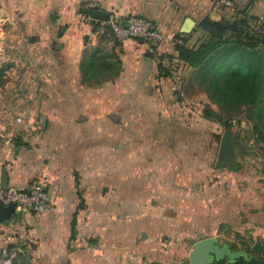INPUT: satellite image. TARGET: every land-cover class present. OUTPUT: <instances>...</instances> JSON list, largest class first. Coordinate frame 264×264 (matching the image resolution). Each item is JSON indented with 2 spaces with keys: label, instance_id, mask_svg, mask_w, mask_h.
<instances>
[{
  "label": "rangeland",
  "instance_id": "obj_1",
  "mask_svg": "<svg viewBox=\"0 0 264 264\" xmlns=\"http://www.w3.org/2000/svg\"><path fill=\"white\" fill-rule=\"evenodd\" d=\"M90 9L87 2L82 4V10ZM11 10V2L0 0V58L3 60L8 48L15 49L20 41L22 47L17 48L14 55L24 60L25 39L31 37L28 21L12 14ZM83 17L92 22L91 17ZM243 17L241 15L239 19ZM248 17L252 23L251 31H264L263 19ZM90 25L94 35L103 41L106 51L113 53V48L119 44L115 34L104 29L101 23ZM16 30H21L20 36L13 34ZM204 36L197 35L193 42ZM16 38L17 42L14 41ZM18 69L23 79L34 67ZM195 72L187 73L190 98L181 97L183 94L180 93L170 104L172 109L167 114L172 116L174 112L173 124L168 118L164 130L147 133L138 127L149 120L138 114L104 115L92 124L86 115L12 113L18 106L30 103L25 96L33 91L30 84L23 87V96L22 93L12 94L2 99L0 112L5 118L1 121L8 124L0 129V149L6 153L4 158H7V151L13 155L17 149H38L44 157L55 158L67 168L68 164L77 165L72 162L77 153L78 138L85 143L93 139L100 140V143L83 146L85 159L78 166L85 182L83 204L91 202L99 206L94 212L96 220L85 222L71 241L65 222H54L47 216L51 204L28 212L16 211L9 220L0 222V264H51L50 253L57 258L52 264H71V255L76 257V264H191L190 252L194 245L212 237L232 252L251 254L260 251L264 255V125L259 122L260 116L254 106L241 101L225 102L217 94L209 96L208 85L199 81ZM32 78L35 76L30 80ZM191 78L193 83L189 86ZM173 91L174 94L179 92L178 87ZM42 99L41 96L33 103L37 106ZM58 117L63 126L54 127ZM152 117L155 120V116ZM44 118L48 119L46 126ZM162 118L158 116L157 119L161 121ZM234 118L241 122L240 126L230 127L229 121ZM16 119L21 122L17 123ZM129 122L136 123V129H126L125 123ZM227 130L232 132L235 148L226 163L217 167L222 136ZM1 134L10 137L9 145L4 144ZM113 137L117 138L115 147L107 144V139ZM145 137L153 142L158 138V146L145 147L146 143L142 146ZM162 139L165 141H160ZM127 141L131 142V147L124 146ZM172 141L178 142L179 147L171 153ZM4 147L9 148L5 150ZM152 152L166 160L164 174L168 167L178 166L177 170L174 169L173 181L162 177L164 185L171 183L172 187L158 184L156 191L149 184L155 180L152 168L156 162L153 156V161L146 159L145 154ZM113 167L116 181L112 187L107 185V173ZM145 167L151 172H146ZM31 185L35 186L37 182ZM248 193H252V197L246 198ZM52 236L58 237L62 243H50ZM78 237L81 239L77 243ZM65 241L68 244L66 251ZM211 264L232 262L214 260Z\"/></svg>",
  "mask_w": 264,
  "mask_h": 264
},
{
  "label": "crops",
  "instance_id": "obj_2",
  "mask_svg": "<svg viewBox=\"0 0 264 264\" xmlns=\"http://www.w3.org/2000/svg\"><path fill=\"white\" fill-rule=\"evenodd\" d=\"M3 1L4 3H12V10L10 11L12 14H18L21 19L28 21V31L31 34V37L25 39L27 43L24 60L14 55L16 54L14 51L22 47L18 40V44L14 46L15 49L8 48V54H3L5 58L0 64L8 67L6 70L7 81L0 88V101L12 94L22 93L23 96V87L29 84L33 86V91L25 95L27 99L31 100L30 103L24 107L18 106L17 111L12 113L16 115H32L37 112L61 116L66 114L86 115L89 116L87 121L92 124L98 120V117L104 115L129 114L133 116L138 114L143 116L142 119L149 120L138 127L140 131L146 133L150 130H164V125L167 123L165 121L168 118H170L169 122L173 124L171 119L174 112L171 113L172 116L167 114L172 109L170 104L175 99L174 96L180 95V93L183 94L181 97L190 98L187 93V73H191L193 69L178 57L174 42L164 46V49L161 50L164 54L161 55L157 54V51L153 53L150 50V44L146 41L125 38L119 40L117 48H113V53H111L113 58L115 56L121 60L120 75L115 79L103 81L101 85L89 86L84 84L81 63L87 56H91L92 49L103 42L94 35L95 32L90 25L93 22L100 23V20L94 19L91 15L88 16L92 19V22L89 23L83 17L85 14L81 10L84 2L90 5L92 14L95 10H102L108 14L115 13L125 19L131 16L148 18L169 38L174 40L184 38L188 46H195L200 43L201 40L198 37L196 42L193 40L197 35L205 34L200 28V24L205 18L214 21L236 20L241 15L247 14L264 20V0H232L233 7L229 8L220 5L219 0ZM52 14L55 15L54 19ZM187 19L194 22L189 33L183 32ZM20 33L21 30L13 32L15 36H20ZM17 38L14 40L15 42H17ZM149 51L153 53V56L148 55ZM160 65L166 68L164 71L166 75L161 74ZM27 66H33L36 70H31L22 79L18 68H28ZM31 76H35V78L30 80ZM192 81L191 78L188 83L189 86ZM17 84H19L18 87ZM175 87L179 89L176 94L173 91ZM41 96L44 99H42L41 104L38 103L36 106L33 102L39 100ZM0 116V129H4L8 124L1 121V118H5L2 117L1 112ZM152 116H155V120ZM158 116L164 118L158 121ZM57 121L56 124H53L54 127H56L55 125L63 126L60 119ZM117 121L114 122L117 123ZM16 122L20 123L21 120L16 119ZM47 122L48 119L44 118V126L47 125ZM125 124L127 125L126 129L128 127L131 130L136 129L134 126L136 123ZM147 137L144 140L141 139L144 142L142 146L145 143V147L158 146V138L156 142H153ZM116 139L114 137L108 138L107 144L115 147L117 145ZM149 141L151 146L148 145ZM94 143L99 144L100 140L93 139L91 142L86 141L85 143L81 138H78L75 150L77 153L72 162L77 165L70 166L68 164V166L66 165L67 168L55 158L44 157L37 151L38 149L35 151L17 149L13 151V155L7 151V158H4L3 155L6 153L0 149V181L5 187L7 185V187L31 188L32 182L45 186L52 196L51 208L47 210V216L53 218L54 222H65L70 240L71 225L75 217L77 231H80V227L85 225V222L94 221L97 218V214L95 215L94 212L98 211L97 207L99 206L88 202L81 208L79 202V193H83L85 187L84 177L81 176L78 169L79 164H83L85 159L83 146L94 145ZM124 146L131 147L132 145L130 141H127ZM170 146L173 148L172 153L174 148L179 147V143L172 141ZM8 148L4 147L5 150ZM152 156L156 162L152 168V171L155 172V180L149 184L155 190L158 189V184L166 188L169 185L172 187L173 184L171 185V183L164 185L162 177L165 176L169 182L170 180L173 181L174 169L177 170L178 166L176 168L174 166L168 167L166 174H164V162L166 160L155 153L153 155V152L145 154L146 159L153 161ZM140 157H143V153L140 154ZM127 162L130 164V159ZM144 170L151 172L146 167ZM115 181L116 173L113 167L107 173V185L113 187ZM88 187L86 186V188ZM167 194H170V191H167ZM247 197H252V193L246 194ZM80 239L78 237L76 242L78 243ZM50 243L62 242L58 237L52 236ZM64 243V250L66 251L68 244L67 241ZM77 243L76 245H78ZM59 249L62 250V245L59 246ZM52 254L49 255L51 264L53 260L57 259ZM69 257L71 264H76V257L74 255Z\"/></svg>",
  "mask_w": 264,
  "mask_h": 264
},
{
  "label": "trees",
  "instance_id": "obj_3",
  "mask_svg": "<svg viewBox=\"0 0 264 264\" xmlns=\"http://www.w3.org/2000/svg\"><path fill=\"white\" fill-rule=\"evenodd\" d=\"M86 16L92 15V10H81ZM236 20L214 21L205 18L200 28L205 36L195 46L186 45L184 38L175 47L178 57L196 72L199 81L208 85L209 96L222 98L223 101H241L254 106L264 125V31H251L250 17ZM253 20H258L254 18ZM99 23V22H98ZM139 41H144L137 39ZM99 44L92 49L91 56H87L81 63L83 83L89 86L101 85L105 80H112L121 73V60L109 54ZM164 46L153 53L164 54ZM7 66L0 67V88L7 81ZM162 75H166L165 67L159 66ZM195 78V77H194ZM206 93V94H207ZM236 123H233V121ZM241 122L235 118L229 121L230 127L240 126ZM257 130L263 135L259 127ZM264 136V135H263ZM80 207L84 206V197L79 193ZM77 234L76 217L72 221L70 240ZM235 258L224 257L216 260L222 263L229 260L232 264H264V255L260 251L249 254L239 252Z\"/></svg>",
  "mask_w": 264,
  "mask_h": 264
},
{
  "label": "built area",
  "instance_id": "obj_4",
  "mask_svg": "<svg viewBox=\"0 0 264 264\" xmlns=\"http://www.w3.org/2000/svg\"><path fill=\"white\" fill-rule=\"evenodd\" d=\"M223 7H233L232 0H219ZM104 29H110L115 36L121 40L125 38H135L146 41L150 44V50L154 52L166 46L170 42H182L181 40H174L169 38L161 32L156 24L144 17L131 16L129 18H122L115 13L109 14L106 21H100ZM0 58V63H1ZM233 123H236L234 120ZM4 144L9 145L11 139L9 136H4ZM15 204L16 211L28 212L41 207L48 206L52 203V196L49 191L42 184L33 186L30 190H23L15 186H8L4 188L3 182L0 181V204L8 205Z\"/></svg>",
  "mask_w": 264,
  "mask_h": 264
},
{
  "label": "water",
  "instance_id": "obj_5",
  "mask_svg": "<svg viewBox=\"0 0 264 264\" xmlns=\"http://www.w3.org/2000/svg\"><path fill=\"white\" fill-rule=\"evenodd\" d=\"M54 14L52 18L54 19ZM92 17L96 20L106 21L109 18V14L102 10H95ZM194 25L193 20L187 19L185 22V28L183 32L189 33ZM149 56H153L152 52H148ZM236 141L232 137L231 131H225L222 136L220 149L217 158V167H222L226 161L230 158L232 151L235 148ZM7 187V185H6ZM4 185V188H6ZM16 212L15 204L10 203L8 205L0 204V222L4 223L11 218ZM239 252H232L227 246H221L217 243V239L212 237L198 241L193 250L190 252L191 264H211L214 260H220L225 256L228 258H235L239 255Z\"/></svg>",
  "mask_w": 264,
  "mask_h": 264
}]
</instances>
